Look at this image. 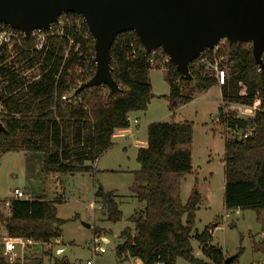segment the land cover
Here are the masks:
<instances>
[{
    "label": "trees",
    "instance_id": "trees-1",
    "mask_svg": "<svg viewBox=\"0 0 264 264\" xmlns=\"http://www.w3.org/2000/svg\"><path fill=\"white\" fill-rule=\"evenodd\" d=\"M64 35L47 38L43 52L18 51L16 62L27 60L28 66L39 64L36 79H26L10 68L0 55V155L24 151L41 153L45 173L89 172L104 152L109 150L116 130L128 128L129 113L143 111L151 99L148 78L152 55L141 50V43L131 31L118 34L111 45V76L121 89L108 96L106 85L80 90V83L94 73L93 39L83 19L74 13H63ZM4 25L0 22V27ZM30 44L23 39V46ZM155 57L166 55L158 48ZM225 58L227 76L222 85L210 74L215 57ZM264 61V50L262 52ZM164 77L169 85L166 95L172 114L179 105L191 100V92L220 88V104L216 109L217 123L226 130L235 126L252 129V135L242 139H225L223 158V207L226 211L252 210L259 231L258 241L252 239L253 253L264 256V69L256 64L251 43L223 40L218 50L205 49L189 65V76L181 75L169 60L164 63ZM66 96V99H62ZM256 108L253 117L244 118L229 109L228 104ZM192 123L189 121L152 122L146 126V145L138 147L139 168L133 171L130 191L142 207L129 217L131 226L118 234L115 246L118 264L138 259L141 264H176L181 258L189 264H235L239 249L229 263L226 253L210 243L213 224L200 233H193L195 212L200 196L194 189L185 203L180 200V183L192 171ZM96 203L105 211L106 220H120L121 211L112 191L97 188ZM56 200L45 196L12 200L10 214L3 216L6 234L37 242L61 236L66 220L57 216ZM1 205V201H0ZM95 237L97 235L94 231ZM193 240L200 256L193 253ZM1 243V238H0ZM41 256L25 257L26 264H88L74 263L65 256H51L50 250ZM46 256L47 263L43 261ZM0 264L9 263L2 255Z\"/></svg>",
    "mask_w": 264,
    "mask_h": 264
},
{
    "label": "rangeland",
    "instance_id": "rangeland-1",
    "mask_svg": "<svg viewBox=\"0 0 264 264\" xmlns=\"http://www.w3.org/2000/svg\"><path fill=\"white\" fill-rule=\"evenodd\" d=\"M7 64L20 71L26 79L36 77L40 71L39 66L28 68L26 65H18L10 55ZM164 74L161 67L149 69L151 93L155 96L151 97L145 110L129 113L131 125L134 116L139 119L142 137H137L138 140L146 139V126L152 122H191L192 171L181 180L180 200L185 203L193 189L199 193L200 202L195 212L193 233H200L206 225L216 222L217 227L210 241L212 245H218L226 251V257L235 255L241 249L242 253L235 264H264V256L253 253L251 249L252 239L258 241L263 235L255 221L254 212L243 210L240 214H234L223 207L224 142L230 137V132L213 118L221 104L219 86L205 92L182 90L191 95V100L179 105L172 114L168 109L166 95L169 93V85ZM112 143L111 148L95 161L97 167L88 163L92 168L89 172L45 173L41 153L16 151L0 155V199L10 197L12 189L19 188L28 198L43 195L46 199L56 200L57 216L66 220L61 226V247L64 245L61 255L74 263L118 264L114 251L119 243L118 234L125 226H131L129 217L142 207L130 191L133 171L139 168L136 160L138 147L123 137L113 138ZM97 188L113 192L121 211L119 221L113 223L106 220L105 211L95 202L94 191ZM92 202H95L93 209L89 206ZM226 214L228 217L224 218ZM94 231L104 236L98 242L105 249L104 252L93 254L87 244L96 238ZM5 235L4 223L0 220V238ZM192 246L194 255L199 257L200 250L195 240ZM28 251L30 256L26 254L24 257L41 256L42 251L48 250L44 246L34 245ZM47 258L43 257L45 263ZM132 261L130 259L124 264ZM176 264L189 263L177 258Z\"/></svg>",
    "mask_w": 264,
    "mask_h": 264
},
{
    "label": "water",
    "instance_id": "water-1",
    "mask_svg": "<svg viewBox=\"0 0 264 264\" xmlns=\"http://www.w3.org/2000/svg\"><path fill=\"white\" fill-rule=\"evenodd\" d=\"M68 12L83 19L95 63L93 75L73 95L100 85L107 86L108 96L120 93L111 76L110 48L118 34L128 31L146 51L162 49L186 77L190 63L222 40L251 43L254 61L264 69V0H0V22L25 35L49 29ZM4 130L0 122V132Z\"/></svg>",
    "mask_w": 264,
    "mask_h": 264
},
{
    "label": "built area",
    "instance_id": "built-area-1",
    "mask_svg": "<svg viewBox=\"0 0 264 264\" xmlns=\"http://www.w3.org/2000/svg\"><path fill=\"white\" fill-rule=\"evenodd\" d=\"M54 34L64 35V22L60 18H58L56 23H52L49 29H34L28 35H25L20 30H16L9 26L2 25L0 27V55L4 57V62L7 66H9L7 64L9 55L10 58H12V60L16 62L15 57L17 56L19 50L32 53L35 51L43 52V50H45L48 45L47 38ZM24 38H28L30 40V44L27 47L23 46ZM222 41H220L219 43H221ZM218 45L212 48L214 53L218 50ZM141 50H143L144 53L149 52L152 55L149 60L151 66H160L161 68H163L164 63H167L170 60L167 55L161 56L160 60L156 59L155 57L159 53L158 48L153 49L151 51H146L143 47H141ZM224 62L225 58L220 56L215 57L213 62L210 64V74L217 80L219 86L224 83L227 76V71ZM16 63L18 65H26V67L28 68L39 66V64H36L32 67H29L26 59ZM20 74L22 75L21 72ZM36 77L30 80H34L36 79ZM66 98V96H62V99ZM222 104L223 103L221 102V105ZM227 107L236 111L239 116L244 118L253 117L255 111L257 110L256 108L251 106L235 103L228 104ZM1 110L2 106L0 105V111ZM213 118L218 120L216 115H214ZM135 123H137L136 120ZM124 129H118V131H124ZM228 132H230V137L228 139L236 138L237 140H242L252 135V129H241L236 126L234 128L228 129ZM27 198L28 197H26V195L21 189H12V191L10 192V197L0 200L1 213L3 214V216H8L10 214V203L12 200ZM89 206L91 209L95 208V202H92ZM1 242L3 243V247H1L2 255L9 263H14L17 259H19L20 263L24 264V255L27 254L28 256H30L31 253L28 251V248L34 245H41L46 247L47 250H50L51 256L59 257L62 256L61 254H63L64 252L63 246L61 247V241L58 238L50 239L46 242H37L22 237H10L6 234L4 237H1ZM98 242L99 238H92L87 242V244L90 245V250L93 254L96 252L105 251V249L101 245H99ZM17 250H19V253L17 252Z\"/></svg>",
    "mask_w": 264,
    "mask_h": 264
},
{
    "label": "crops",
    "instance_id": "crops-1",
    "mask_svg": "<svg viewBox=\"0 0 264 264\" xmlns=\"http://www.w3.org/2000/svg\"><path fill=\"white\" fill-rule=\"evenodd\" d=\"M128 119H129V126H128V128H125L124 131H118V130H116L115 133L113 134L112 139L113 138H122L123 137L126 140L133 141V143L137 147H144L146 145V139L140 138L141 140H138L139 138H137V137H142L141 136V130H140V127H139V119L136 116H134L133 121H132V124L133 125H131V122H130L131 119L129 117H128ZM135 120L137 121V123H135ZM99 161H100V159L98 160V162ZM93 166H94V168L97 167V165L95 164V162L93 163ZM233 212H235L234 214H240V213H242V211L239 210V209H236ZM226 217H228L227 214L224 216V218H226ZM216 224H217L216 222L213 223L212 233H213L214 228L217 227ZM262 236H261V238H262ZM103 237L96 236V238H99V239L100 238H103ZM58 239L61 241L62 240L61 236L58 237ZM211 239H212V236H211ZM224 252L226 253V251H224ZM130 264H141V262L138 259H133V261Z\"/></svg>",
    "mask_w": 264,
    "mask_h": 264
}]
</instances>
